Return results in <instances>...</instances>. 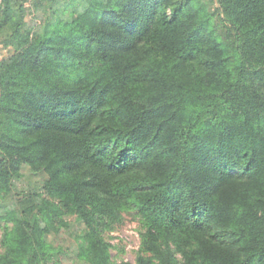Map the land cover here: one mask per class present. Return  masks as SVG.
<instances>
[{"label": "trees", "instance_id": "16d2710c", "mask_svg": "<svg viewBox=\"0 0 264 264\" xmlns=\"http://www.w3.org/2000/svg\"><path fill=\"white\" fill-rule=\"evenodd\" d=\"M176 1L72 0L0 62V194L27 165L63 207L0 205L3 264H48L63 213L86 225L79 256L110 264L96 219L128 209L160 264L173 237L184 264H264V0Z\"/></svg>", "mask_w": 264, "mask_h": 264}, {"label": "rangeland", "instance_id": "374dc122", "mask_svg": "<svg viewBox=\"0 0 264 264\" xmlns=\"http://www.w3.org/2000/svg\"><path fill=\"white\" fill-rule=\"evenodd\" d=\"M72 0H12L10 11H7L3 0H0V62L16 53V50L26 40L41 35L42 29L48 23H55L61 18L69 21L72 17ZM179 1V0H177ZM176 1V2H177ZM204 6L216 15L220 14L216 0H202ZM172 6L168 8L171 11ZM75 17V16H74ZM20 25L18 36L14 32ZM96 64L97 61H90ZM89 63L83 62L84 65ZM78 68L82 66L80 63ZM48 176L36 173L29 166L24 165L22 174L15 179L12 193L0 194V205L3 208L13 207L15 194H40L51 205L63 211L58 198L47 193ZM52 224V222H51ZM55 230L47 233V243L53 248L52 258L48 264H90L79 256L86 236V225L76 215L63 213L53 218ZM12 225L0 223V264L6 257H10L9 249L5 245L4 233ZM96 236L109 254L110 264H160L159 259L147 248L146 229L136 210H123L113 215H105L96 219ZM162 242L161 249L167 253L171 248L175 264H184V246H178V239ZM189 250V249H187Z\"/></svg>", "mask_w": 264, "mask_h": 264}]
</instances>
